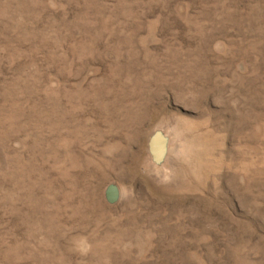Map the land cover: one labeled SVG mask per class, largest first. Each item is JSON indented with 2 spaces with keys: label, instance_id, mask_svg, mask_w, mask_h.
Here are the masks:
<instances>
[{
  "label": "rangeland",
  "instance_id": "374dc122",
  "mask_svg": "<svg viewBox=\"0 0 264 264\" xmlns=\"http://www.w3.org/2000/svg\"><path fill=\"white\" fill-rule=\"evenodd\" d=\"M0 264H264V0H0Z\"/></svg>",
  "mask_w": 264,
  "mask_h": 264
},
{
  "label": "water",
  "instance_id": "95a60500",
  "mask_svg": "<svg viewBox=\"0 0 264 264\" xmlns=\"http://www.w3.org/2000/svg\"><path fill=\"white\" fill-rule=\"evenodd\" d=\"M148 147L153 159L159 160L165 150V137L160 131H154L148 140ZM106 196L108 200H114L117 197V187L110 183L106 188Z\"/></svg>",
  "mask_w": 264,
  "mask_h": 264
}]
</instances>
